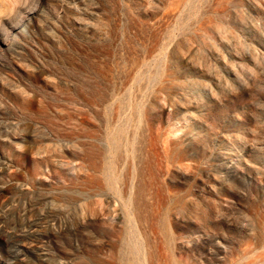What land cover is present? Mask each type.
Masks as SVG:
<instances>
[{
  "label": "rangeland",
  "instance_id": "374dc122",
  "mask_svg": "<svg viewBox=\"0 0 264 264\" xmlns=\"http://www.w3.org/2000/svg\"><path fill=\"white\" fill-rule=\"evenodd\" d=\"M0 264H264V0H0Z\"/></svg>",
  "mask_w": 264,
  "mask_h": 264
},
{
  "label": "bare ground",
  "instance_id": "6f19581e",
  "mask_svg": "<svg viewBox=\"0 0 264 264\" xmlns=\"http://www.w3.org/2000/svg\"><path fill=\"white\" fill-rule=\"evenodd\" d=\"M37 227H38V221L37 220L32 221L31 224L29 225V232H34Z\"/></svg>",
  "mask_w": 264,
  "mask_h": 264
}]
</instances>
